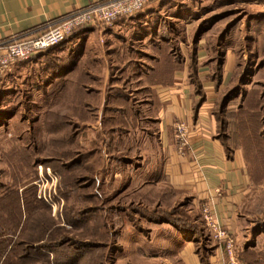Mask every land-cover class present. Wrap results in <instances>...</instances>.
<instances>
[{
    "label": "rangeland",
    "instance_id": "374dc122",
    "mask_svg": "<svg viewBox=\"0 0 264 264\" xmlns=\"http://www.w3.org/2000/svg\"><path fill=\"white\" fill-rule=\"evenodd\" d=\"M263 1L246 0L244 4L229 5L223 10L228 11L227 14L219 16L218 21L214 18L206 20L198 32L191 29L188 34L185 32V20L179 19V12L186 11L182 7H175L176 11L170 8L166 13L157 11L153 26L159 24V30L156 31V37L150 36L149 39L153 44L151 47H156L163 40L162 32L169 31V51L173 57L177 56L178 50L177 42L174 41L176 36L190 47L202 39L201 42L208 49L210 61L204 68L210 72L216 91L210 109L216 124V137L227 149L235 148L241 152L249 175V185L239 206L241 219L238 237L234 240L235 264L244 262L238 259L239 252L248 253L247 262L253 256V261L257 259L258 264H264V28L250 24L256 18H264V14L257 17ZM146 23L143 22V25H148ZM96 26L109 29L112 25ZM164 37H167L166 32ZM68 38L63 43L68 42ZM225 47L230 49L234 65L228 81L222 83ZM134 51L136 55L132 57L141 56L139 47L135 46ZM198 68L202 67L191 62L186 67L187 85L193 89L199 101H204L205 93L198 77ZM11 100L15 104L14 108L28 102L17 97ZM11 100L3 99L0 86V203L7 202L9 196L13 200L15 190H18L19 196L26 187L29 188L25 201L30 203L32 186L37 201L31 204H35L37 210L32 212L30 223L22 229L23 236H19L21 241L26 240L23 243L28 245V250L23 245L17 246L16 238L20 230L17 229L9 245L6 242L5 248L0 249V264H185L179 247L187 242L192 232L176 229L172 221H187L188 227L190 218H195L196 225L204 231V235L206 233L197 206L190 207L192 212L188 209L190 199L175 195L166 186L160 187V190L138 191L142 181L147 180L138 174L137 169L147 164L141 156H149L150 151L145 142V131L150 129L149 126L142 124L144 127L135 130V123L130 120L127 122L128 130L135 131L118 136L116 149L113 144L109 146L108 142L106 150L112 157L107 162L100 163L98 160L91 170L83 168L82 163L70 167V162L82 157L87 151H97L103 146L99 144L104 137L99 134L100 125L97 130L84 132V128L73 127L74 120H70L72 122L67 127L64 124L56 135L54 124L46 120L51 119L54 113H65L66 99L63 97L59 108L52 100L43 102L40 104L42 113L9 115L6 123L12 118H15V123L2 125L4 106ZM22 118L23 126L18 124ZM74 123H77L76 120ZM58 137L62 142L57 146ZM17 138L25 142L26 152L32 154L30 162L36 171L31 181H21V186L24 185L21 188L12 183L4 156L16 144ZM55 151L62 158L61 166L54 165L51 160ZM138 154L139 160L131 158ZM39 191L40 194L49 193L51 202L38 199ZM6 194L8 196L4 198ZM32 207L30 204L26 206L25 212L29 209L31 213ZM152 209L165 213L161 221L151 220ZM16 212L12 213L14 219L24 223L20 216L17 219ZM178 225L180 227L182 224ZM205 238L198 243L194 242L196 239L193 236L190 240L192 253L208 259L214 243ZM222 253L224 264H230L225 251Z\"/></svg>",
    "mask_w": 264,
    "mask_h": 264
},
{
    "label": "crops",
    "instance_id": "0c3cea01",
    "mask_svg": "<svg viewBox=\"0 0 264 264\" xmlns=\"http://www.w3.org/2000/svg\"><path fill=\"white\" fill-rule=\"evenodd\" d=\"M104 1L106 0H0V42L19 36H34L50 23L80 8ZM245 2L246 0L154 2L144 12L142 11V14L115 21L109 29L87 27L72 41L11 66L10 70L0 78L3 99L11 100L17 97L20 100L27 99L28 102L20 103L14 108L15 104L11 100L7 106H4L3 112L9 115L39 114L42 113L40 104H43V99L46 96H55L66 99L65 113L71 114L75 108L73 99L78 91L76 83L80 78L85 102L95 104L91 101L92 98L97 101L94 109L96 118L89 115L90 105H84L83 111L88 114L84 132L97 130L98 124L100 125L99 134L104 136V140L99 141V144L104 146L100 148L101 160L107 162L108 158L112 157L108 155V149L106 150L108 142L109 146L113 144L116 149L118 136L141 129L144 124L149 126L150 129L145 131L149 156L147 154L141 156L147 164L137 169L138 174L147 180L142 181L138 191L160 190V187L166 186L175 195L190 199L189 211L192 212L190 207L197 206L207 239L214 243L208 264H224L222 244L213 240L204 224L201 208L203 204L209 203L216 223L230 234L233 241L236 240L241 219L239 206L248 188L249 177L241 152L235 148L226 149L220 138L216 137V124L210 112L216 91L210 72L204 68L210 61L208 49L201 42L202 39H199L194 47H190L188 43L183 44L181 38L176 36L174 41L177 42L175 43L178 50L174 60L182 63L183 69L174 74L172 79L168 73L165 83L160 79L156 81L152 74L154 66L170 64L171 33L162 32L163 40L160 42L167 46L168 54L165 53L164 47L158 46V43L156 47H151L153 44L149 39L159 30V24L153 26L157 11L166 13L170 8L176 11L175 7H182L181 9L186 11L179 12V19L185 20V32L188 34L191 29H195V33L198 32L206 20L214 18L218 21L219 16L227 14L228 11H223L225 7ZM260 6L262 9L260 8L257 17L264 14V1ZM143 22H147L148 25H143ZM250 24L253 27L257 24L264 28V18H256ZM120 39L125 40L123 41L125 44L142 50L141 56L131 59L136 68L129 79L131 86L127 93L133 104L132 118L129 121L133 120L136 128L126 132L117 131L113 134L114 138L108 140L103 132L105 127L101 118L108 87L110 89L117 87L110 84L111 79H115L110 75V67L114 66L115 60L111 57L108 48ZM157 48L163 49V58L154 51ZM222 60L221 81L225 83L234 65V57L227 47L224 49ZM190 62L202 67L198 68V77L203 83L205 93L204 101L201 103L193 89L187 85L186 67ZM60 82L65 83L62 90L57 88ZM59 104H56L58 108ZM11 120L7 124L15 123L13 121L15 118ZM179 121L187 123L190 129L188 147L184 150V155H180L176 147L174 124ZM18 124L23 126V118ZM131 158L139 160V154ZM216 190L219 192L217 193ZM191 237H187V242L179 247L184 256V263L202 264L198 255L192 253Z\"/></svg>",
    "mask_w": 264,
    "mask_h": 264
},
{
    "label": "trees",
    "instance_id": "16d2710c",
    "mask_svg": "<svg viewBox=\"0 0 264 264\" xmlns=\"http://www.w3.org/2000/svg\"><path fill=\"white\" fill-rule=\"evenodd\" d=\"M167 0H159L157 2L163 3ZM150 5V4H149ZM149 5H147L145 8H147ZM144 8V10H145ZM142 12V11H141ZM140 13V12H139ZM139 13H137L134 16L139 15ZM133 18V17H132ZM122 19H126V18H122ZM121 20V19H119ZM118 21V20H117ZM85 28H80L75 30L74 32H72V34L70 36H68V41H72L73 39L76 38L77 35H80L79 33H81L82 30H84ZM125 40L120 39V40H116L115 44L113 46H111V48H108L109 53L111 54V57L115 60L114 66L110 67V75H112L115 79H111L110 84H113L117 87H113L112 89H110L108 87V91H107V97L105 100V107L103 109V114H102V123L103 126L105 128H103V132L104 135L107 137V139L111 136H113V134L117 131H122V132H126L129 129V126H127V122H129V119L132 118V105L131 104V100L128 96V91L130 90V78L131 75L134 73L136 65L132 63L131 59H134V57H132L133 55H136V51H134V47L130 46V44H125V42H123ZM64 43H61L60 45H62ZM60 45L49 49L53 50L58 48ZM159 47H164V51L165 53L167 52V46L163 45L162 43H158ZM136 50V49H135ZM47 52V51H45ZM42 52V53H45ZM155 52L158 53L160 58H163L162 56V52L163 49L161 48H157L155 50ZM39 53V54H42ZM37 54V55H39ZM168 54V53H166ZM166 57V55H165ZM183 69V65L182 63L174 60V57L171 55V61L170 64H164V65H156L154 66L153 69V74L152 76L156 79H160L161 81H165V83H167V81L165 80L168 77V73H170L171 79L173 78V75L176 74L177 72H181ZM193 75H191V79H193ZM63 84V85H62ZM78 84L76 87L78 89V91L76 92V95L73 99V103L75 105L74 108V112L69 114V113H64V114H60V113H54L52 114V118L46 121H49V123L54 124L55 126V134L58 135L59 132L61 131L60 128L65 126L67 127V124L71 123L72 121L70 120H76L77 123L72 122L73 127L79 128H84V124H85V120L88 118V114H86V112L83 111L84 105L89 104L90 105V110H91V115L93 118H96V114H95V106H96V99L92 98L91 101L94 102L93 103H86L85 99H83L82 93L84 92L82 90V85L83 83L81 82V79L79 78V80H77ZM61 85V86H60ZM64 86V83L60 82L57 84V88L59 90H61V88ZM56 88V89H57ZM61 94V92H58ZM55 94H57L55 92ZM54 101V104H58L60 101H62V97H51V96H46L45 99H43L44 102L47 101ZM202 101H200L201 103ZM199 104V103H198ZM94 105V106H93ZM78 106V107H77ZM94 114V115H93ZM3 122L2 125H6L7 123V116H9V114L3 112ZM1 116V117H2ZM106 122V123H105ZM82 126H80L81 124ZM8 126V124H7ZM58 137V139L56 140L57 146L62 142V139ZM75 139V138H74ZM73 139V140H74ZM110 139V138H109ZM17 141L14 143L15 145L12 146L9 151L4 154L5 156V162H7V167L9 168L10 172H11V178H12V183L18 187L21 188L22 186L24 187V185L21 186V181H28L27 179H32L33 176H35L36 171L35 169H33V164L30 162L31 158H32V154L29 155L26 152V148L25 147V142L20 141L18 138L16 139ZM104 140V139H103ZM225 146V145H224ZM227 149V148H226ZM60 150V149H59ZM57 151V150H56ZM55 151V156L54 158H52L51 160H53V164L56 166H61V161L62 158L59 157L57 155V152ZM24 152V153H23ZM34 156V155H33ZM29 158V159H28ZM102 156H101V151L100 148L95 151H87V153H84L82 155V157L78 158L77 160H73V162H70L69 166L70 167H75L76 164L79 165L80 163L83 164V168L85 169H89L91 170L92 168L94 169L95 167V163L99 162L102 163L103 160ZM36 160V159H35ZM35 163V162H34ZM245 163V160H244ZM72 165V166H71ZM75 165V166H74ZM63 166V164H62ZM64 168V166H63ZM248 175V173H247ZM249 176V175H248ZM29 181V183H30ZM32 194L31 198L32 201H30V203H26V198H27V189L29 187L24 188L23 190H21V193L18 196V190H15V194H13V200H10V196H9V200H7V202H3L0 203L2 204V206H0V249H4L5 248V244L6 242L9 245V242L11 241V239L13 238V236L15 235L17 229L19 230L18 236L16 238L17 241V246H25V248L28 250V245L23 243L26 240H22L21 241V237L19 238V236H23V228L27 223H30L29 220L32 216V212H36V208L34 206H36L35 204H31V203H36L37 199L35 196V190L34 187L30 186ZM18 188V189H19ZM17 194V195H16ZM8 195H4V198H6ZM24 198V199H23ZM4 201V200H3ZM7 204V206L5 205ZM30 204V206H33L32 208H30L31 213L25 212V207L28 206ZM16 212V217L17 219L20 216V220L23 219L24 223L22 222V224L20 223V221H16L14 219V217L12 216V213ZM22 212H24V215L22 214ZM152 219L151 220H155V221H161L162 216L165 214L163 213V211H156L152 209ZM168 214V213H166ZM14 215V214H13ZM24 217V218H23ZM35 218V217H34ZM197 219H193L190 218V226L186 227L187 225V221H180L179 219H175L173 220L172 224L176 225V229L178 230H183L185 232H192V236L193 238H195L196 240L194 241L195 243L198 241H202L205 240L207 237V235H204V231L202 232V229L200 227H198L196 225L195 221ZM28 221V222H27ZM182 224L180 227L178 224ZM194 224V225H193ZM21 225V227H20ZM29 225V224H28ZM2 226V229H1ZM20 227V228H19ZM197 230H199L197 232ZM200 232V233H199ZM25 233V231H24ZM25 235V234H24ZM20 239V240H19ZM210 241V240H209ZM16 243V242H15ZM201 244V242H200ZM12 250V248L10 249V251ZM197 254V253H196ZM198 255V254H197ZM200 257V261L202 262V264H208V259H204L203 257ZM252 258V259H251ZM250 258V261L247 262L248 258V253L246 252H239L238 253V259L241 260L243 263L242 264H258L257 259L255 261H253V256ZM246 261V262H245Z\"/></svg>",
    "mask_w": 264,
    "mask_h": 264
},
{
    "label": "built area",
    "instance_id": "2783aa9c",
    "mask_svg": "<svg viewBox=\"0 0 264 264\" xmlns=\"http://www.w3.org/2000/svg\"><path fill=\"white\" fill-rule=\"evenodd\" d=\"M159 0H106L80 8L70 15L50 23L34 36H19L0 42V78L6 74L12 65L23 62L31 57L48 51L61 43L77 29L102 25L105 27L122 18H130L144 10V8ZM177 151L184 155L188 147L190 129L187 123L179 121L174 124ZM41 174V169L38 168ZM48 171V170H47ZM54 180V179H52ZM51 180V181H52ZM40 188V185H37ZM218 193L219 191L216 190ZM37 194L38 199L50 203L48 193ZM202 218L213 240L222 244L230 264L234 262V241L230 234L215 221L206 203L201 208Z\"/></svg>",
    "mask_w": 264,
    "mask_h": 264
}]
</instances>
